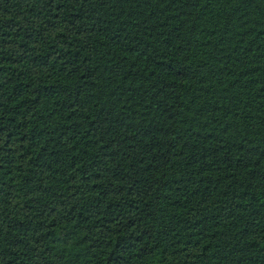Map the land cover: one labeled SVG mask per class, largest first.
<instances>
[{
	"label": "trees",
	"instance_id": "trees-1",
	"mask_svg": "<svg viewBox=\"0 0 264 264\" xmlns=\"http://www.w3.org/2000/svg\"><path fill=\"white\" fill-rule=\"evenodd\" d=\"M0 264H264V0H0Z\"/></svg>",
	"mask_w": 264,
	"mask_h": 264
}]
</instances>
